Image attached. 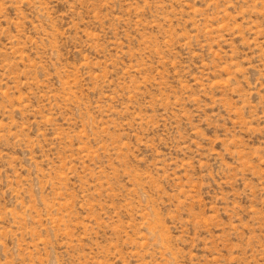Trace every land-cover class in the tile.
<instances>
[{
    "label": "rangeland",
    "instance_id": "1",
    "mask_svg": "<svg viewBox=\"0 0 264 264\" xmlns=\"http://www.w3.org/2000/svg\"><path fill=\"white\" fill-rule=\"evenodd\" d=\"M0 264H264V0H0Z\"/></svg>",
    "mask_w": 264,
    "mask_h": 264
}]
</instances>
